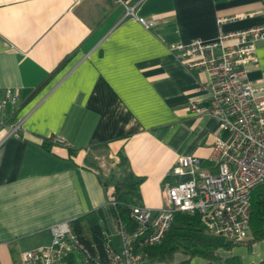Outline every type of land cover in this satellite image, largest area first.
<instances>
[{
    "label": "crops",
    "instance_id": "1",
    "mask_svg": "<svg viewBox=\"0 0 264 264\" xmlns=\"http://www.w3.org/2000/svg\"><path fill=\"white\" fill-rule=\"evenodd\" d=\"M128 8L153 27L127 16ZM259 24L264 0H26L0 6V100L7 90L20 96L18 104L0 108V264H19L24 251L52 242L51 226L98 208L109 236L110 227L115 233L117 222L106 206L114 186L105 183L126 169L145 178L141 204L156 210L166 203L164 188L176 180L172 170L181 156L209 165L216 138L230 133L218 118L189 106L196 100L209 106L212 76L188 70L169 46ZM257 57L248 78L264 85V41ZM16 121L21 130L8 135ZM57 136L65 142L50 151L42 146ZM122 154L128 167L119 163ZM250 240L218 249L216 258L177 251L151 264H224L232 256L261 264L264 240Z\"/></svg>",
    "mask_w": 264,
    "mask_h": 264
},
{
    "label": "built area",
    "instance_id": "2",
    "mask_svg": "<svg viewBox=\"0 0 264 264\" xmlns=\"http://www.w3.org/2000/svg\"><path fill=\"white\" fill-rule=\"evenodd\" d=\"M22 1L26 0H0V6ZM127 16L136 17L148 29L154 25L138 17L134 8L127 9ZM238 18L219 17L218 23ZM262 41L264 24L227 32L213 40L195 38L170 44L169 49L188 70H202L212 76L209 106L201 107L196 100L189 108L218 118L220 128L230 136L226 140L216 138L209 165L198 156H181L172 170L176 180L164 188L165 205L156 210L135 206L132 218L136 229L129 231L123 224L119 227L121 250L111 245L106 260L93 258L87 264H150L145 249L164 241L178 212L201 213L212 235L234 244L250 239L251 196L264 183V85L249 80L248 71L258 61L257 45ZM19 102V94L7 90L0 108ZM21 128L22 122L16 121L9 125L7 134H16ZM53 141L65 142L59 136ZM51 232L52 242L24 251L19 264H61L79 251L70 221L54 224Z\"/></svg>",
    "mask_w": 264,
    "mask_h": 264
},
{
    "label": "trees",
    "instance_id": "3",
    "mask_svg": "<svg viewBox=\"0 0 264 264\" xmlns=\"http://www.w3.org/2000/svg\"><path fill=\"white\" fill-rule=\"evenodd\" d=\"M54 144L51 138H45L42 142V146L49 151ZM74 151L69 149L71 154ZM119 163L128 167V158L122 154ZM144 180L143 176H137L131 169H126L121 177L105 183L106 187L110 184L114 186V190L108 194L106 206L118 227L123 224L129 231L136 229L132 211L135 206L141 205V184ZM70 223L79 240L80 249L68 256L63 263L87 264L86 261H92L93 258L106 260L107 249L112 245V241L103 222V209L92 210L71 220ZM250 223L253 229L252 241L264 240V183L252 192ZM232 245L233 242L216 237L207 230L201 213L178 212L164 241L146 248L145 252L151 264L158 257H165L177 251L183 252L189 258L196 255L216 258L218 249L230 248ZM224 264H242V262L240 257L232 256L225 259ZM261 264H264V260Z\"/></svg>",
    "mask_w": 264,
    "mask_h": 264
},
{
    "label": "rangeland",
    "instance_id": "4",
    "mask_svg": "<svg viewBox=\"0 0 264 264\" xmlns=\"http://www.w3.org/2000/svg\"><path fill=\"white\" fill-rule=\"evenodd\" d=\"M113 230L115 231V233H112V229L110 227V238H111V241H112V244H113V247L116 248L118 251L121 250L122 248V239H121V236L119 234V227L117 225V223H115L113 221ZM253 235V229L251 231V236ZM251 239V237H250ZM248 239V240H250ZM83 262H81L82 264ZM74 264H78V263H74Z\"/></svg>",
    "mask_w": 264,
    "mask_h": 264
}]
</instances>
